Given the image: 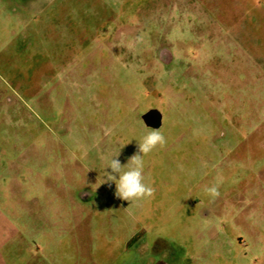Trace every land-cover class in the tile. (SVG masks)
<instances>
[{"label": "rangeland", "instance_id": "374dc122", "mask_svg": "<svg viewBox=\"0 0 264 264\" xmlns=\"http://www.w3.org/2000/svg\"><path fill=\"white\" fill-rule=\"evenodd\" d=\"M0 264H264V0H0Z\"/></svg>", "mask_w": 264, "mask_h": 264}, {"label": "clouds", "instance_id": "9594fccd", "mask_svg": "<svg viewBox=\"0 0 264 264\" xmlns=\"http://www.w3.org/2000/svg\"><path fill=\"white\" fill-rule=\"evenodd\" d=\"M167 143L166 137L161 130L150 129L146 131L138 142V153L130 157L126 165H122L119 151L110 152L101 157L105 163L103 183L114 182L116 185L115 195L130 203L142 201L155 195V187L146 182L144 174V157L158 147H164ZM205 192L210 197L219 195L218 186L207 187Z\"/></svg>", "mask_w": 264, "mask_h": 264}, {"label": "water", "instance_id": "95a60500", "mask_svg": "<svg viewBox=\"0 0 264 264\" xmlns=\"http://www.w3.org/2000/svg\"><path fill=\"white\" fill-rule=\"evenodd\" d=\"M162 57V55H161ZM144 125L151 129H158L161 125V115L155 110L151 109L141 116Z\"/></svg>", "mask_w": 264, "mask_h": 264}, {"label": "flooded vegetation", "instance_id": "af4514ba", "mask_svg": "<svg viewBox=\"0 0 264 264\" xmlns=\"http://www.w3.org/2000/svg\"><path fill=\"white\" fill-rule=\"evenodd\" d=\"M169 62V61H168Z\"/></svg>", "mask_w": 264, "mask_h": 264}]
</instances>
